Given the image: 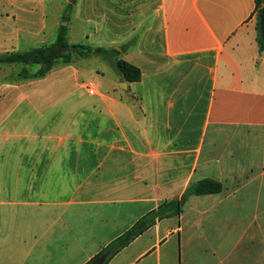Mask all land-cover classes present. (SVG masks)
Returning a JSON list of instances; mask_svg holds the SVG:
<instances>
[{
	"label": "crops",
	"instance_id": "0c3cea01",
	"mask_svg": "<svg viewBox=\"0 0 264 264\" xmlns=\"http://www.w3.org/2000/svg\"><path fill=\"white\" fill-rule=\"evenodd\" d=\"M40 1L0 0V8L34 9ZM96 2L98 24L135 25L114 28L128 45L122 58L142 71L140 82H126L138 100L133 107L116 83L98 103L106 126L97 130L118 134L126 115H143L132 127L143 144L118 150L98 143L101 157L92 160L88 143L65 138L9 148L6 138L0 264H88L141 217L205 178L223 191L190 198L180 216L157 222L108 264H264V52L256 0ZM53 132L40 134L51 141ZM13 151L16 158L7 159ZM32 152L36 158L25 159Z\"/></svg>",
	"mask_w": 264,
	"mask_h": 264
},
{
	"label": "rangeland",
	"instance_id": "374dc122",
	"mask_svg": "<svg viewBox=\"0 0 264 264\" xmlns=\"http://www.w3.org/2000/svg\"><path fill=\"white\" fill-rule=\"evenodd\" d=\"M40 2L34 9L21 4L22 8H0V59L12 54H27L53 44L66 11L71 18L67 22L68 39L71 43L115 49L120 52L116 58H122L128 45H123L125 42L118 37L120 33L117 29L121 26L128 31L135 25H114L111 22L98 24L96 0ZM69 3H73L72 9L67 7ZM88 19L91 22H86ZM115 26H118L117 29ZM41 67V64L33 62L9 63L0 60V152L2 145L7 143L6 138L9 139L7 143L9 148L23 144L33 147L39 141L54 143L65 138L68 139L66 143L74 146L88 143L90 145L88 159L92 160L93 157L96 159L101 157L96 151L98 143H113L118 150L128 149L129 142L137 146L143 144L132 131V127H137L136 122L143 121V115H126L121 121V126H118V134L111 132L103 137L102 131L97 130L102 128L101 126H106V123L102 118L97 119L96 108L102 99H108L113 95L112 85L116 83L118 94L122 93L125 96L131 94L132 97L125 103L128 106L133 107L138 101L114 66L113 60L98 55L81 57L74 54L71 62L58 60L43 77L22 76L24 69L33 75ZM89 86L95 87V95L89 94ZM137 109L135 108V111ZM53 127H56L58 132L51 133L53 140L48 141L47 134L40 132L48 133ZM69 127L73 131L71 133L68 131L70 134L66 136L65 130ZM110 134L114 137L109 136ZM110 153L105 151L106 155ZM44 154L53 156L51 152ZM122 154L126 156L123 160L128 161V153ZM16 155L17 153L13 151L5 156L7 159H15ZM35 158L33 152L32 155L25 156L28 160Z\"/></svg>",
	"mask_w": 264,
	"mask_h": 264
},
{
	"label": "trees",
	"instance_id": "16d2710c",
	"mask_svg": "<svg viewBox=\"0 0 264 264\" xmlns=\"http://www.w3.org/2000/svg\"><path fill=\"white\" fill-rule=\"evenodd\" d=\"M67 7L72 9L73 3H69ZM69 17V12L66 11V14L63 16V22L58 30L57 38L50 46L40 47L27 54L8 55L0 60L2 62L9 63L33 62L41 64V69L33 75H30L28 71L24 69L22 76L30 78L45 76L60 59L65 62H71L74 54L81 57L98 55L113 60L114 66L117 68L124 81L129 83L141 81V69L123 58H116V56L120 55L118 50H109L101 46L94 48L90 45L82 43H71L68 39L69 28L67 22L71 20ZM256 31L259 50L260 52H264V0H256ZM222 191L223 184L211 178H205L190 184L184 192L182 198L166 200L161 203L159 207L141 217L131 228L113 240L88 264L106 252L109 253V256L104 264H108L116 254L127 247L146 230L154 226L157 222L166 218L180 216L184 212L185 202H187L190 198L194 196L220 193Z\"/></svg>",
	"mask_w": 264,
	"mask_h": 264
},
{
	"label": "water",
	"instance_id": "95a60500",
	"mask_svg": "<svg viewBox=\"0 0 264 264\" xmlns=\"http://www.w3.org/2000/svg\"><path fill=\"white\" fill-rule=\"evenodd\" d=\"M108 256H109V253L106 252L102 254L100 257H98L97 259H95L94 261H92L90 264H104Z\"/></svg>",
	"mask_w": 264,
	"mask_h": 264
},
{
	"label": "built area",
	"instance_id": "2783aa9c",
	"mask_svg": "<svg viewBox=\"0 0 264 264\" xmlns=\"http://www.w3.org/2000/svg\"><path fill=\"white\" fill-rule=\"evenodd\" d=\"M88 92H89V94H91V95H95V94H96V89H95V87H93V86H89V87H88Z\"/></svg>",
	"mask_w": 264,
	"mask_h": 264
}]
</instances>
